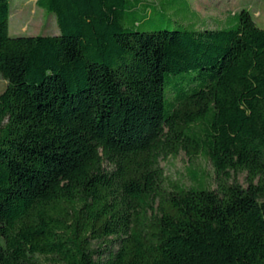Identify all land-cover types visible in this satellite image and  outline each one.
Returning <instances> with one entry per match:
<instances>
[{
  "label": "trees",
  "instance_id": "trees-1",
  "mask_svg": "<svg viewBox=\"0 0 264 264\" xmlns=\"http://www.w3.org/2000/svg\"><path fill=\"white\" fill-rule=\"evenodd\" d=\"M150 3L36 0L59 34L11 36L0 0V264H264V28ZM180 151L214 189L164 184Z\"/></svg>",
  "mask_w": 264,
  "mask_h": 264
},
{
  "label": "rangeland",
  "instance_id": "rangeland-1",
  "mask_svg": "<svg viewBox=\"0 0 264 264\" xmlns=\"http://www.w3.org/2000/svg\"><path fill=\"white\" fill-rule=\"evenodd\" d=\"M10 18L9 34L11 36H34L59 34L55 14L48 12L36 4V0H9ZM154 4L155 9L150 18L153 25L144 24L140 29L162 27L173 29L178 24L188 28H200L205 22L209 28L227 26L226 19L241 10H247L257 24L264 28V0H148ZM189 6V7H188ZM194 10L195 13L192 12ZM125 26L129 23L125 22ZM6 82L0 77V93L4 90ZM163 168L164 184L169 185L177 181L189 186L193 183V174L197 172L205 179L208 186L215 188L214 173L210 163L203 157L189 159L180 151L176 156H168L160 160ZM232 174V173H231ZM246 187V172H240L232 178ZM231 178V179H232ZM93 247L98 244L93 242ZM48 263H51L50 261Z\"/></svg>",
  "mask_w": 264,
  "mask_h": 264
},
{
  "label": "crops",
  "instance_id": "crops-1",
  "mask_svg": "<svg viewBox=\"0 0 264 264\" xmlns=\"http://www.w3.org/2000/svg\"><path fill=\"white\" fill-rule=\"evenodd\" d=\"M255 21V20H254ZM255 23L257 24V22L255 21ZM258 25V24H257ZM259 26V25H258Z\"/></svg>",
  "mask_w": 264,
  "mask_h": 264
}]
</instances>
